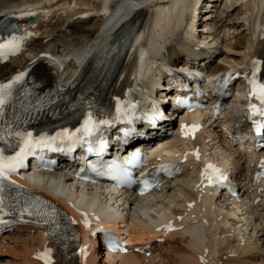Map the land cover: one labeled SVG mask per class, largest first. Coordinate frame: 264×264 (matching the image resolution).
I'll return each instance as SVG.
<instances>
[{
  "label": "bare ground",
  "instance_id": "bare-ground-1",
  "mask_svg": "<svg viewBox=\"0 0 264 264\" xmlns=\"http://www.w3.org/2000/svg\"><path fill=\"white\" fill-rule=\"evenodd\" d=\"M144 1L146 0L110 1L113 5H119L120 10L126 7L128 13L124 18H131V22L141 16L148 18L141 25L142 32L136 42L130 46L133 49L129 57L122 60L119 72L111 80L107 101L119 104L125 100L126 95L131 98L132 76L137 73V52L141 47H149L150 56L154 60L167 52V55L171 56L169 63L174 67H183L185 56L188 57V64L198 65L197 55L200 54V63L208 61L206 69L210 87H213L214 79L219 76V83L224 89L218 90L214 87L212 94L206 98L207 104L211 106V115L205 121L199 119L202 130L195 137L185 139L181 135L185 114L179 116L180 123L176 128L178 136L176 140L171 141L169 138L155 139L152 130L143 122L137 124L128 121V124H132L126 129V139L137 140L155 149L157 161L156 165L149 168L150 173H156L162 164L177 163L173 166L172 177L161 180L162 185L152 194L141 197L135 190L118 197L114 191L98 187L93 191L96 196L93 202L82 204L83 197L78 195L79 188L70 176L57 175V178H48L51 176L49 173H41L35 178V181L47 178L52 184L59 183L66 189L64 198L56 200L77 222L81 246L85 245L92 251L84 260L80 246L77 250H71L66 260L56 245L49 246L48 238L40 229L25 226L24 229L34 233L29 234L38 243L33 249V252L36 250L37 256L33 254L34 258L30 264H96V257L100 255L99 240H102V233L96 231L101 224L98 219L92 217V212L97 208L98 199L105 201L102 210L105 208L111 214L114 212V217H111L113 221L120 220V225L125 227L129 225V241L145 244V250L159 237L178 235L183 248L180 247L176 251L177 258L174 263L232 264L238 259L240 264H253L260 261V258L264 261V149L252 156L240 153L237 145L225 140L234 133L231 119L218 118L217 113L220 107L229 105L228 96L236 90L239 83V87H243L241 92H245L249 87L247 80L255 69L259 66L264 68V0H236L239 3L243 1L245 9L242 15L245 16V30H248V33L244 40H240L235 46H226L227 50L240 55L231 57L232 62L214 66L213 62L217 56L212 54V50L214 47L218 49L220 39L215 35L210 41L212 35L205 37L202 36V31H199L202 10L196 8L198 0H168L169 4L165 8L156 7L158 3H153L142 11H134L138 5L144 4ZM105 3V0H0V11L9 8V13L20 12L21 17L26 15L21 11H41L36 20L26 26L29 31L21 40L22 55L9 58L11 61L5 65L0 60V87L26 76L35 69L45 70L51 77H54L51 73L54 70L63 88L79 82L87 75L94 64L96 54L122 21L118 19V10L106 22V17L98 12L106 8ZM25 4L27 6H22ZM216 4L214 7H217ZM84 10L94 11L96 15L86 20L74 21L73 19ZM76 23H85L88 28L78 32ZM233 30L234 27L222 29L230 35ZM71 57L77 62L70 59ZM140 66V79L134 85L136 95L132 99L143 104V93L147 91L148 84L155 75H159L158 79L163 78L164 73L159 65L150 68L144 62L140 63ZM146 67L150 71H142ZM77 75L79 79L69 82ZM188 79L191 80L190 77ZM236 97L242 96L237 93ZM237 107L240 113L243 107L241 104ZM164 125L162 120L157 127L163 128ZM166 126L169 127V124ZM223 129L224 135L220 136ZM213 166L229 173V184L233 189H222L218 192L217 187L216 193L211 191L209 171ZM31 169L29 166L26 171ZM240 188L244 191L241 192ZM233 191L237 193L236 196L232 195ZM253 197L254 203L250 202ZM258 199H262L261 203H257ZM113 200L115 203L112 208L110 204ZM124 205L129 206V209H123ZM77 207L81 213L76 210ZM133 217L135 218L132 219ZM88 223H93L92 229L88 228ZM248 228H251L249 232L252 234L248 232ZM107 229L117 231L115 226H107ZM3 236H6V231ZM27 248L29 249V246ZM142 251L144 250H131L127 255L115 256L111 260L119 258L121 264H149L150 260L155 259L153 253H150V257L146 255L149 254V249L144 255L140 253ZM43 252L54 257L51 263L43 259ZM28 255L26 253L24 257L27 258Z\"/></svg>",
  "mask_w": 264,
  "mask_h": 264
},
{
  "label": "rangeland",
  "instance_id": "rangeland-1",
  "mask_svg": "<svg viewBox=\"0 0 264 264\" xmlns=\"http://www.w3.org/2000/svg\"><path fill=\"white\" fill-rule=\"evenodd\" d=\"M216 1H217V4H216ZM215 4L217 7H214ZM201 9H202V14H201L200 18H202V19H201V23H200L201 28L199 31H202L201 32L202 36L206 37L208 35H212V37L209 39L210 41L213 40V37L215 35H216L217 39H220L219 40L220 44H219V46L217 45L218 49H216V47H214L212 50V52H213L212 54H214L215 57L217 56L216 59L214 57L215 60L213 62V66L218 65V63L221 64V63L232 62L231 57L236 56V55H240V54L234 53V51H232L230 49L227 50L226 46H230V47L235 46L236 43L240 42V40L243 41L245 38L244 36H247V33H248L247 32L248 30H245L247 28V26H246L247 22H246V20H244L245 16L242 15V13H244V9H245V8H243V1H241L239 3L236 0H230V1L229 0H214V1H212V3H209L208 0H206L205 3L203 4V6L201 7ZM220 23H221V25H220ZM226 27H234L235 28V30L232 31L233 35L232 34L230 35V33L228 34L224 31H222V29L224 30V28H226ZM75 28H77L78 32H79V31H82L83 29H86L88 27H87V24H85V23H78V24L76 23ZM193 50H194V48H193ZM20 55H22V53ZM20 55L17 57H20ZM200 64H202V63H200ZM204 64H206V63H203V65ZM239 104L240 103L238 102V99L236 97H234V98H232V100L230 102V108L229 109H231L232 111L234 110V111L238 112L237 110L239 108L237 106ZM232 114L233 113H231V111L227 112V115H228L227 118H229L230 115H232ZM165 122L167 123V125L169 124V127L166 128L167 131L166 132L165 131H163V132L158 131V132H160V134L157 136H161L163 138H169L170 139L169 141L174 140V139L176 140V137L178 136L176 128L179 126L180 118L171 116V118H166ZM223 132H224V130H222V133H220V136L224 135ZM240 191L243 192L244 189L240 188ZM123 208L128 210L129 206L128 207L125 206ZM24 227L10 228V229H15L17 231L14 232L13 230L11 231L9 229V231L6 232V236H0V264H30V262H32V260L34 258L33 254H35L37 256L36 250L33 252V249H35L37 247L38 243L36 242L35 239L31 238V235L29 234V233H31V234H34V233L31 232V230H29V229H24ZM250 229L251 228H248V232ZM249 233H251V232H249ZM144 245H141L140 243L132 242L131 245L129 246V248H130L129 250L133 251L136 249H141L144 251H142L140 253H142L144 255V254H146L145 252L149 249L150 252H147L149 254H146V255L149 256L153 253L154 254L153 256L155 257V259L153 261L150 260L149 264H177V263H174L175 259L177 258L176 257V251H178L179 248L182 247V243H181L180 237H178V235L173 236V234H172V235H166L163 237H159L158 240H155L152 242L151 246H148L146 248L147 250H145ZM27 246H29V249L27 248ZM81 249H83V251H81V252L84 253L83 257L85 260L88 258L92 249L89 247H85V245L81 246ZM151 250H152V252H151ZM99 252H100V255H98L96 257L97 258L96 264H121L119 258H116L115 261L111 260L112 256H109V254L106 251H104V248L102 245H100ZM26 253L29 254L27 258L24 257ZM51 256L52 255L47 256V260L50 263L54 259V257H51ZM237 260L238 259H235L232 264H234V263L240 264L239 260L238 261ZM259 260L260 261H258L257 263H253V264H258V263L264 264V261L262 260V258H260Z\"/></svg>",
  "mask_w": 264,
  "mask_h": 264
},
{
  "label": "water",
  "instance_id": "water-1",
  "mask_svg": "<svg viewBox=\"0 0 264 264\" xmlns=\"http://www.w3.org/2000/svg\"><path fill=\"white\" fill-rule=\"evenodd\" d=\"M31 21H33V19H31Z\"/></svg>",
  "mask_w": 264,
  "mask_h": 264
}]
</instances>
